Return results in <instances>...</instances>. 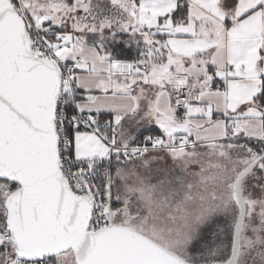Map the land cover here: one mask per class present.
<instances>
[{
    "label": "snow or ice",
    "instance_id": "6c2138e0",
    "mask_svg": "<svg viewBox=\"0 0 264 264\" xmlns=\"http://www.w3.org/2000/svg\"><path fill=\"white\" fill-rule=\"evenodd\" d=\"M0 264H264V0H0Z\"/></svg>",
    "mask_w": 264,
    "mask_h": 264
}]
</instances>
